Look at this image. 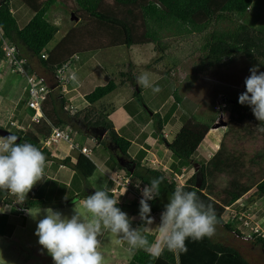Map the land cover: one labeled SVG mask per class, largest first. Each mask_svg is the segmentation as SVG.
<instances>
[{"label":"trees","instance_id":"trees-1","mask_svg":"<svg viewBox=\"0 0 264 264\" xmlns=\"http://www.w3.org/2000/svg\"><path fill=\"white\" fill-rule=\"evenodd\" d=\"M18 1L30 11L28 19L21 24L10 10V0H0L1 55L3 41L13 44L15 52L23 56L27 68L43 76L49 72L53 74L56 66L69 60L75 53L92 52L117 45L130 47L150 43L153 52L158 54L155 58V61H158L170 54L167 44L169 38L181 39L191 32L198 33L201 40L199 68H211L225 59H233L236 54H240L253 65L264 66V30L240 20L254 0ZM56 2L63 4L71 12L75 22L60 40L51 48H46L57 30V26L47 18L46 11ZM25 50L26 52L22 54L21 52ZM42 51L46 52L45 57L40 56ZM169 61L171 65L176 64L173 58ZM127 63L131 64L129 59ZM165 72L169 74V70H165L161 77ZM119 73L121 78L117 82L109 78L103 84H96L84 93L86 104L78 108H71L67 104L68 92L61 91L59 86L51 88L40 103L41 115L36 120H30L24 130L13 126L10 128L13 133L19 135L17 142L35 145L44 153L47 161L55 157L51 155L49 148L40 147L41 139L49 134L52 126L68 124L83 136L91 137L94 140L93 145L102 144L107 149L108 166L122 169L125 174L131 176L130 180L138 179L144 185L153 177H164L159 197L149 201L151 212H161L174 189L186 185V191L196 192L201 201L214 208L219 225L226 230L239 233L233 226L235 214L223 219L222 213L229 204L250 188L254 190L248 200L264 197V132L257 130L264 127V123L256 120L248 105L239 104L238 98L228 99L230 107L217 148L205 160H198L197 168L178 185L173 177L168 179L160 169L145 167L140 163V158L144 154L143 149L140 148L137 152V154L142 152L141 156L136 158L131 156L130 141L118 134L108 121L107 114L113 106L101 98L117 85H123L126 80L134 82L132 80L134 73L126 71ZM71 81L72 79L67 81V85H70ZM143 88L136 87L132 91L141 103L140 92ZM171 95L178 102L182 94L179 96L173 89ZM22 101V98L18 99L15 106L19 108ZM155 109L150 110V113L151 116H156V126L160 128L161 118ZM214 116L215 114L204 117L194 111L190 114H179L176 119L180 120V123L177 122L178 127L167 142L170 156L182 160L184 162H180L182 164H193L197 145L202 142L207 130L212 126ZM255 138L260 147L250 149L252 151L250 154L246 146L255 141ZM117 157L132 162V170L125 169L117 161ZM59 161L69 164L81 179V190L74 194V198L84 199L91 195L93 192L87 178L95 168L93 159L77 152L74 162L69 163L67 155ZM222 173L230 176L228 185L216 189L214 178ZM103 188L114 198V192L110 190L111 181ZM132 189L135 192V188ZM33 190L34 186L22 204L16 203L9 193L0 191V205L10 204L13 213L17 208L22 211L23 208L32 205L53 206L71 200L68 198L66 201H47L41 197H32ZM134 198L128 202H119L117 207L129 213L139 212L140 198L136 196ZM6 217L7 213L0 212V223H3ZM20 222H23V219ZM140 230L143 231V228ZM0 233L3 232L0 230ZM145 234L150 241L154 238V233ZM254 242L264 251V234L254 233ZM185 243L187 251L165 250L158 259L150 258L143 250L131 252L130 259L125 264H252L235 246L212 238L205 237L198 241L189 238Z\"/></svg>","mask_w":264,"mask_h":264},{"label":"rangeland","instance_id":"rangeland-1","mask_svg":"<svg viewBox=\"0 0 264 264\" xmlns=\"http://www.w3.org/2000/svg\"><path fill=\"white\" fill-rule=\"evenodd\" d=\"M70 13L71 12H69V10L61 3L56 2L55 4L50 5L49 11L46 14L48 19L56 22V26L58 27V30L49 41L50 44L55 43L59 38L64 24L66 22H71L69 19ZM240 20L251 26L264 30V0L252 1L251 5L243 13ZM167 44L169 46L168 50H170L168 52L170 53L168 57H170L169 59L173 58L175 60L176 64L174 65H171L172 63L169 61L168 57L155 61L158 54L151 51L150 43H145L131 45L130 48H126L124 45L113 47L117 48L118 51L121 50V52L119 51V56L117 54L116 60H110L111 62H106V59L104 58V64H101V69L99 70L102 72L106 70L109 74L108 79L112 78L115 82L121 78L119 77L120 75H118L119 71L134 73L132 80H136V77L142 73H148L153 86H158L160 91L153 92L152 88H143L140 92L142 103L141 100L136 98L134 99V102L126 104V107L129 108L133 103L137 102L136 106L139 109L137 112V119L139 120H148L150 110L158 106L159 102L162 101L169 90L173 93V89L176 90V93L179 96L185 92L192 98L191 103L194 105L193 111L197 114L204 117H209V115L215 114L212 122L213 127H211L214 129L209 132V136L212 134L216 136L214 143L210 148L201 150V152L197 150L193 155V164L190 163L191 165L182 164L184 163L182 160H177L171 157L170 152L162 139L163 134L166 141H170L178 127L177 122L180 123V120L177 121L176 117L179 114H188L189 111L183 110L177 106L174 97L169 96L168 101L159 109V116L162 117L160 121L163 125V132L165 133H160L158 131L160 128L156 126V116H150V119L147 122L150 136L154 138V142L152 144H147L149 146V153L140 158V163L145 167L160 169L168 179L173 177L176 184L180 185L192 173L194 170L193 167L195 169L197 168V161L201 159L205 160L217 148L221 134L225 129V121L230 107V103L227 100L232 97L238 98L239 94L245 91L244 80L250 75L249 69L253 64L244 59L240 54H236L233 59H225L211 68H199L198 61L201 57L199 46L201 45V40L196 32H191L181 39L171 37L168 39ZM110 47H106L107 50L105 52L107 54L112 49ZM85 53L86 52H81L79 54L82 56ZM127 55L131 62L130 65L127 63ZM81 56H78V54L75 53V57L72 58L75 61L72 62V65H76V61H78ZM165 70H169V74L165 72L163 77H159L161 72L163 75V71ZM258 71L264 72V66L258 65ZM11 75H13V77H11L13 79H16L17 76H19L6 65L2 59L0 51V126L8 129L12 128V125L8 123V120L12 116V114L10 115V112L14 111L12 102L17 99L14 85L9 89L5 86V81H8ZM99 80L100 79H98L95 84H98ZM130 82L133 81L129 79L126 80L123 85H117L114 91H111L101 99L104 101H117L118 98V100H120V98L126 99L128 97L126 94L130 91L128 90ZM89 86L92 87L91 84H89ZM65 87L67 90L71 89V87L67 85ZM83 88L85 89L86 87ZM83 91H88V89ZM17 101L18 99L16 102ZM67 104L69 105V102ZM21 109L26 110L25 112L30 115L31 109L26 105L22 106ZM22 122L25 123L28 121ZM83 137L86 136L82 135L81 137L86 145L89 146L92 144L93 141L91 137L90 139H85ZM140 139L143 141L141 136H139L138 140ZM52 147L53 145L49 146V148ZM55 147L58 151L64 152L66 145L63 142H60L55 144ZM130 147L129 153L131 156L136 158L142 155V152L137 154L138 151H136V148L138 147L136 144H133ZM202 147H206L205 143L202 144ZM258 147H260V145L258 144L257 138H255V141H251V143L246 146V149L248 150V153L252 154L250 149L254 150ZM131 149H133L132 152ZM94 150H99L103 155L107 154V149L100 143L94 147ZM70 152H75L74 154L77 153L75 149ZM90 157L93 159L94 164L97 165L99 160L95 156L94 151L91 152ZM109 168H111V166ZM76 176L78 181H81L77 173ZM123 176H125L124 173ZM229 178L230 176L224 173L216 175L214 178L216 189L226 187ZM76 182L73 180L71 184L75 185ZM137 183H140L139 180L132 178L128 186L131 189L132 187L137 189L135 186ZM140 185L142 184L140 183ZM81 187L78 192H80ZM40 189L42 193L50 195L52 190L57 192V189L59 188H57L55 184L52 185L51 182H48ZM253 190L254 188L247 190L234 202L229 204L222 213L223 219L230 218L235 214L233 218V226L238 229L239 233L226 230L224 227L217 224L216 233L212 239L235 246L252 262V264H264V251L254 242V233L264 234V197L248 200L250 195H252ZM54 194L57 195L60 193ZM132 194L134 195V192ZM40 197L44 198L42 196ZM68 198H71V200L67 202L68 204L65 203L62 208H60V206L52 207L36 205L29 206L26 209L23 208L22 210H25L26 218L20 215V209L17 208L16 211L12 213L11 210H9V206L1 203L0 212L5 211L4 213H7V217L3 223H0V230L3 232L0 236V264H54L51 256L45 249H42L41 245L38 244V237L34 233L37 221L43 218L46 209L50 208L54 211H60L63 215L68 217L74 214L75 208L80 209L81 202L79 199L74 198V193L70 194ZM130 198H132L131 195H124V197L121 198V201H128ZM39 210V215L35 218L29 215V212L36 213ZM22 213L24 214V212ZM160 213L161 212L155 211L151 212V216L155 218V223L152 225V228L149 231L150 233H156L155 225L159 223ZM23 218L26 220L24 226H21L19 221ZM131 218H134L131 222L135 224H141L142 222L139 218L138 212L136 213V216L132 215ZM14 222L16 223L14 230L10 232ZM110 234L111 233L107 232L105 236H111ZM116 238V244H111V241L108 238H105L99 246V251L104 256V264H118V262L116 263L117 259L122 257L125 259L124 261L121 259L123 261L121 262L122 264H125V262L130 259V252L118 242L119 237L116 236Z\"/></svg>","mask_w":264,"mask_h":264},{"label":"clouds","instance_id":"clouds-1","mask_svg":"<svg viewBox=\"0 0 264 264\" xmlns=\"http://www.w3.org/2000/svg\"><path fill=\"white\" fill-rule=\"evenodd\" d=\"M249 73L238 103L248 105L256 120L264 123V72L258 71V65H253ZM71 79L76 80L74 74ZM136 81L144 88H152L153 92L160 91L158 86H153L148 73H142ZM32 112L33 109L30 118ZM8 123L15 124L13 120ZM257 130L264 132V127ZM17 141L18 137L12 133L0 136V191L15 196V202L22 204L32 187L43 179L46 157L35 145ZM163 182L164 177L160 176L151 178L142 188L140 183L135 185L141 192L138 215L144 225L143 231L133 227L131 220L134 218L117 207L119 198H113L102 187L87 195L81 201L80 209L75 208L70 217L60 211L46 209L36 224L34 234L38 237V244L51 256L54 264H104V256L98 250V237L104 232L119 237L118 242H126L129 252L143 250L152 259H158L165 250L187 251L185 242L189 238L193 241L205 237L211 239L218 224L214 208L201 201L196 192L186 191V185H181L174 189L164 204L159 223L155 225V236L149 240L145 233L155 223L149 201L159 197ZM39 212H29V215L35 218Z\"/></svg>","mask_w":264,"mask_h":264},{"label":"crops","instance_id":"crops-1","mask_svg":"<svg viewBox=\"0 0 264 264\" xmlns=\"http://www.w3.org/2000/svg\"><path fill=\"white\" fill-rule=\"evenodd\" d=\"M53 4H55V3H53ZM10 5H11L10 10L15 15L19 24L25 22L28 19V17L30 16L29 10L26 8L25 5H23L19 1L10 0ZM48 11H49V9L46 11V13H48ZM46 16H47V14H46ZM47 18H48V16H47ZM72 18H73V16L70 14L69 19L71 20V22L70 23L66 22L64 24L63 29L60 33V36L56 40V42L58 40H60L61 37L67 32V30L73 25V23L75 22V19H72ZM51 22L56 25V22H53V21H51ZM57 30H58V27H57ZM55 43L50 44L48 42L46 48H51ZM119 46H121V45H119ZM113 47H115V46L110 47L112 49L108 52V54L105 52L107 50L106 47L99 48V49L92 51V52H86L82 56L79 53H77L78 56H81V58H79V60L76 61V65H72V74L75 75L76 80L75 81L72 80L71 82H69L71 86L70 85H67V86L71 87V89L65 91V92H68L67 93L68 94L67 103L69 102V107L78 108V107L85 105L86 101L83 98V94L88 92L90 89H92L96 85L95 82L98 81V79H100L99 80L100 84H103V82H105L108 79V75H109L108 72L106 70H104L102 72L99 69H101V64H104L103 63L104 58L106 59V62H111L110 60H112V61L116 60L117 54L119 56V51L121 52V50L118 51L117 48H113ZM126 48H130V47H126ZM151 51L153 52L152 47H151ZM24 52H26V50L22 51L21 53L24 54ZM128 55H129V53H128ZM128 55H127V59L129 58ZM72 61H75V60L72 59ZM137 74H139V73H137ZM118 75H120V73H118ZM161 75H162V72H161ZM161 75L159 77H161ZM11 77H13V75H11L9 77L8 81H5V84H6L5 86L7 89H9L14 85L15 95L17 94L16 98L21 99V97H22V79L19 76H17L16 79H13ZM45 77H46L47 81H49L53 78V74L50 72L45 73ZM89 84H91L92 87L89 86ZM93 84H95V85H93ZM83 87H86V88L84 89ZM136 87H142V86L138 85L137 81L134 80V82L130 83L128 86V90H130V91L127 92L126 95L128 97L126 99L120 98V100H118L119 99L118 98L117 101H105L106 103H111V105L113 106V108L110 111H108L107 119H108V121H110L112 123L113 128L117 131L118 134L122 135L123 137H125L126 139H128L130 141V146L133 144L134 145L136 144V146L138 147V148H136V151H138V149H140V148L141 149L143 148L144 149L143 155L146 156L149 153V150H148L149 146L147 144L148 143L152 144L154 142L153 141L154 138L152 136H150V132L148 130V123H147L150 119L151 113L149 112V119L148 120L142 121V119H140V120L137 119V117H138L137 116L138 107L136 106L137 102L133 103L129 108H127L125 106L127 103L134 102V99H136L135 96L133 95V92H132L133 89ZM115 88L111 91H114ZM86 89H88V91H83ZM110 92L106 93L105 95L109 94ZM169 96L170 97L172 96L170 94V90L167 92L166 96L162 99V101L159 102L158 106L155 107L158 112H159L160 107L168 101ZM17 99H15L14 102H12L13 99L11 100V102L13 103L14 111L10 112V115L12 114V116L8 120V122L10 120H13L15 123L12 125L13 127L24 130L26 127H28V123L31 120V118H30V115L27 112H25L26 110L21 109L22 106L25 105L24 101L21 103V106L19 108L17 106H15ZM191 101H192V98L184 92L181 95L178 102L177 101H175V102H176L177 106H179L183 110L189 111L188 114H190L193 111V107H194V105H192ZM71 102H73V103H71ZM160 118H162V117H160ZM22 121H24V122L28 121V122L23 123ZM162 127H163V125L161 124L160 130H158L160 133L163 132ZM211 127H213V126H211ZM211 127L207 130L206 134L203 137L202 142H200L197 145V150L199 152H201V150H205V149L210 148L212 146V144L214 143V139L216 136L214 134L209 136V132H211L214 129ZM150 130H151V128H150ZM163 133H165V132H163ZM139 136L142 137L144 142L141 141V139L138 140ZM162 136L164 137L163 134H162ZM83 138L90 139V137H83ZM204 143L206 145L205 148L202 147V144H204ZM96 145H93V143L89 145L91 152L94 151L95 156L99 160L98 164L97 165L95 164L94 170L92 171V173L87 178L92 192H94L97 189L104 187V185L108 181H111V187H113L114 182L111 179V177L120 178L121 176H123V172H124L122 169L116 168L114 166L109 168L110 166H108V164L106 162L107 154L103 155L99 150H94V147ZM130 146H129V148H131ZM166 146H167V144H166ZM71 150L70 149L66 150V148H65L64 152H61V151H58L56 149L55 145H53L52 148H49L51 155H53L55 158H50L49 160L46 161L43 179L41 181H38L37 184H35L36 186L34 185V190L31 193L32 197L42 196V197H44L43 199L47 200V201H63L65 199H67L68 196H70V194H72V193L75 194L78 192V190L81 187V181H78L75 171L70 168L69 164H67V163L63 164L61 161H59L60 158L67 155L69 163L74 162L76 154H74L75 152L71 153L70 152ZM132 151H133V149H131V152ZM73 180L75 182L77 180L75 185L71 184L73 182ZM48 182H51L52 185L55 184L57 186V188H59V189H57V192H55V190H52L50 192V195H46L45 193H42L40 188H42V186H44L45 183H48ZM123 192H124V189H122L121 187L120 188L118 187V190L114 193V198H119V202H128L134 198V195L132 194V192L126 190L124 192V194L121 195ZM54 193H60V194L56 195ZM58 195H61V196H58ZM124 195H126V196L131 195L132 198H130L128 201H121V198L124 197ZM10 196H12V195H10ZM12 198H13V200L16 201L15 196H12ZM82 200H83V198L79 199L80 202ZM65 203H67V202H64V204L59 203L57 205H53L52 207L60 206V208H62V206H64ZM4 204H6V206H9V210H10V204H7V203H4ZM22 212H24V214ZM9 213H10V211H9ZM21 213L23 214L22 216L24 218H26L25 217V215H26L25 210H22ZM127 213H128L129 217L130 216L132 217V215L136 216V213H129V212H127ZM24 218H23V222L19 221L21 226H24V224H25L26 219L24 220ZM131 223H132V226L136 227L138 230H140L141 227L144 229V225L142 223L141 224H135L133 222H131ZM13 224L14 225H13L12 229L10 230V232H12L14 230V226L16 223L14 222ZM106 233L107 232H104L102 235H100L98 237V239L100 240V245L102 244V241L105 238H108L111 241V244H116V242H117L116 236H113V234H110L111 236L106 237L105 236ZM1 235H2V233H0V236ZM154 236H155V234H154ZM120 244L128 249V245L126 242H120ZM128 252H129V250H128ZM130 255H131V252H130ZM121 259H123V261H124L125 258L124 257L118 258L116 263L118 262V264H122L123 261Z\"/></svg>","mask_w":264,"mask_h":264},{"label":"built area","instance_id":"built-area-1","mask_svg":"<svg viewBox=\"0 0 264 264\" xmlns=\"http://www.w3.org/2000/svg\"><path fill=\"white\" fill-rule=\"evenodd\" d=\"M2 58L6 65L14 71L15 74L20 75L23 79L22 83V98L25 105L33 109L31 118L37 119L40 115V103L43 100L47 91L54 86H59L61 91H66V82L71 79L72 74V58L66 60L62 64L56 66L53 72V78L47 81L46 77L36 74L34 71L29 70L25 61L15 52V46L5 41L1 44ZM40 56L45 57V52H41ZM82 134L73 130L68 124H59L52 126L48 135L43 137L40 141V147L49 148L50 145L63 142L66 145V150H76L90 158L91 149L82 140ZM92 143L94 140L92 139ZM124 173V172H123ZM125 174V173H124ZM114 186L110 188L112 192H116L118 187L134 192L128 184L131 181L130 176L111 177ZM145 185V184H144ZM144 185H140L142 188ZM134 195L141 198V192L137 188Z\"/></svg>","mask_w":264,"mask_h":264},{"label":"water","instance_id":"water-1","mask_svg":"<svg viewBox=\"0 0 264 264\" xmlns=\"http://www.w3.org/2000/svg\"><path fill=\"white\" fill-rule=\"evenodd\" d=\"M9 133H12L14 135H16L18 137V140H19V135L13 133L11 130L3 127V126H0V136H6L8 135ZM163 137V136H162ZM164 140V143L167 144V141L165 140V138L163 137L162 138ZM117 161H119V163L125 168L127 169L128 171H131L132 170V166H133V163L128 161V160H122L121 158L117 157L116 158ZM193 169L195 170V168L193 167Z\"/></svg>","mask_w":264,"mask_h":264}]
</instances>
